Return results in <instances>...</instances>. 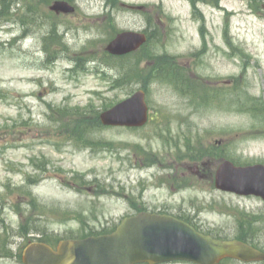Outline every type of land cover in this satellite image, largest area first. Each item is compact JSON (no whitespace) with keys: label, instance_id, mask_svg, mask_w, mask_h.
Here are the masks:
<instances>
[{"label":"rangeland","instance_id":"374dc122","mask_svg":"<svg viewBox=\"0 0 264 264\" xmlns=\"http://www.w3.org/2000/svg\"><path fill=\"white\" fill-rule=\"evenodd\" d=\"M54 1L0 0V264H21L29 233L82 237L137 206L264 242V203L213 183L224 156L264 163V0H73L68 18ZM123 30L150 41L112 57ZM139 89L145 129L101 127L100 113Z\"/></svg>","mask_w":264,"mask_h":264},{"label":"water","instance_id":"95a60500","mask_svg":"<svg viewBox=\"0 0 264 264\" xmlns=\"http://www.w3.org/2000/svg\"><path fill=\"white\" fill-rule=\"evenodd\" d=\"M62 3H58L59 6ZM58 6L53 8L58 9ZM142 9V8H140ZM67 12L72 11L64 6ZM146 41L142 34L125 32L109 45L113 54H125L139 48ZM145 94L120 103L101 115L109 126H143L147 122ZM217 187L242 195L264 197V166L237 168L230 162L220 166ZM230 256L244 261L264 257L239 244L221 243L205 238L188 225L164 216L139 214L125 219L110 236L88 238L82 241L62 242L57 251L42 243L30 244L24 252L25 264H136L144 261L159 263L187 260L205 264L210 258Z\"/></svg>","mask_w":264,"mask_h":264},{"label":"flooded vegetation","instance_id":"af4514ba","mask_svg":"<svg viewBox=\"0 0 264 264\" xmlns=\"http://www.w3.org/2000/svg\"><path fill=\"white\" fill-rule=\"evenodd\" d=\"M33 3H35L36 1H39V0H32ZM68 1L69 3L73 4L75 7H76V11L78 9V5L76 3V1L74 2L73 0H66ZM49 6H47L48 8ZM57 17H62V18H67L68 15H65V14H57ZM205 166V165H204ZM196 172L198 173V175H200L201 177L202 176H205L204 174H201L200 172L203 171V170H198V168L195 169ZM194 170V171H195ZM191 205V204H190ZM140 210L142 212H150V213H161V214H171L173 215L175 218L179 219V220H182L186 223H189L191 224L192 226H194L196 229H198L199 231L201 232H205L207 235H212V232L210 229H207L203 226V223L201 222V220L198 221V218L199 216L195 215V216H192L190 214H188L186 211L184 210H180L179 212H174V211H170V210H152L151 208H148V207H141L139 206ZM201 212L199 211V214ZM197 216V217H196ZM241 219V218H240ZM241 220H239V223H240ZM246 228L247 227H242V226H236L235 228V231L234 234V239H237V240H240V241H244V242H247L249 244H252V242L254 243L255 246L261 248L263 251L264 249L262 247H260V245L258 244V242H256L257 240L256 239H252V237L250 236V234H248L246 231ZM221 239L223 240H226L228 236H222V235H219ZM261 244H264V243H261ZM53 247H57L56 244H52ZM168 264H181V263H168ZM182 264H185V263H182Z\"/></svg>","mask_w":264,"mask_h":264}]
</instances>
